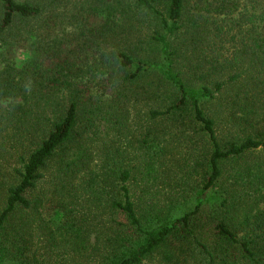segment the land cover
<instances>
[{"label": "trees", "instance_id": "obj_1", "mask_svg": "<svg viewBox=\"0 0 264 264\" xmlns=\"http://www.w3.org/2000/svg\"><path fill=\"white\" fill-rule=\"evenodd\" d=\"M225 2L0 0V132L17 144L10 154L20 163L13 169L15 184L1 188L6 197L0 212V264H39L9 237L11 229L19 234L13 220L33 210L32 194L54 159H64L61 173L73 183L84 166L82 142L97 136L102 106L128 86L142 87L152 97L164 90L165 109L151 111L150 120L195 128L206 139L203 183L175 210L135 201L129 186L133 173L117 171L110 183L106 234L99 235L94 250L97 264H145L157 253L167 264L191 259L197 264H264V192L244 207L239 191L221 184L227 164L264 152V131L253 127L242 140L222 143L215 119L204 108L230 87L241 91L239 102L249 110L250 103L260 101L257 64L256 72L249 71L251 64L239 69L243 57L224 59L219 44L213 57L207 55L211 41L224 36L210 19L224 14ZM258 22L264 23V12ZM259 37L264 44V29ZM154 48L159 60L146 57ZM21 52L28 57L23 63ZM249 55L263 64L264 55ZM256 113L245 116L248 120ZM62 206L65 217L51 234L64 249L76 251L96 230L77 223L65 202Z\"/></svg>", "mask_w": 264, "mask_h": 264}, {"label": "rangeland", "instance_id": "obj_2", "mask_svg": "<svg viewBox=\"0 0 264 264\" xmlns=\"http://www.w3.org/2000/svg\"><path fill=\"white\" fill-rule=\"evenodd\" d=\"M225 1L224 14L210 19L213 25L223 29L224 36L219 39L221 43L218 39L211 41L207 55L213 57L222 45L220 52L224 59L234 55L243 57L245 64L239 69H248L251 64L249 71L256 72L254 66L257 64L258 77L262 83L258 91L260 101L256 105L250 103V110L244 101L239 102L241 91L231 87L205 104L207 115L216 121L222 143L242 140L252 133L253 127L264 131V58L260 65L249 55L253 52L264 55V44L259 37L264 23L258 22V17L264 12V0ZM259 47H262L261 50ZM145 53L149 60H159L158 48ZM18 57L21 63L28 58L22 52ZM230 73L227 71V74ZM156 97L144 93L142 87L128 86L121 89L119 95L117 92L107 98L109 103L102 106L97 136L89 143L82 142L84 166L74 176L73 183L65 182V174L61 173L64 159H54L45 171V179L32 194L33 210L19 213L13 220L14 227H19V234L12 233V229L8 233L9 237L15 239L18 249H25L27 256L35 258L39 264H97L98 252L94 253V250L99 235L106 234V225L110 220L107 205L113 198L110 183L117 171L128 169L133 173L134 179L129 186L137 202L171 206L177 210L195 197L203 183L201 163L208 143L206 139L198 137L195 128L152 122L150 112L164 110L165 101H168L164 90ZM8 103L2 105L5 107ZM256 110L257 113L250 115L247 120L245 115ZM149 132L152 137L145 139ZM16 146L12 138L6 136V132H0V212L6 197L5 190L1 188L17 181L13 169L20 167V163L10 154L12 147ZM77 153L74 150V155ZM150 165H154V168H150ZM221 184L227 189L234 186L235 191L240 193L241 198L236 195L244 207L249 203L251 205L256 196L260 197L264 192V152H254L238 162L227 164ZM215 201L219 204V201ZM64 202L77 223H88L96 230L91 231L90 242L80 243L76 251L64 249L65 245L54 241L51 234L54 224L65 217L62 210ZM236 203L237 206L239 203L242 205L239 201ZM21 219L26 222H21ZM28 221L31 224L25 228L24 224ZM145 264L167 263L157 253ZM189 264H197V260L191 259Z\"/></svg>", "mask_w": 264, "mask_h": 264}]
</instances>
